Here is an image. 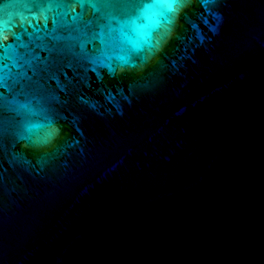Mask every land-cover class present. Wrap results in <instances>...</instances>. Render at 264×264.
<instances>
[{"label": "water", "instance_id": "obj_1", "mask_svg": "<svg viewBox=\"0 0 264 264\" xmlns=\"http://www.w3.org/2000/svg\"><path fill=\"white\" fill-rule=\"evenodd\" d=\"M0 264H264V0H0Z\"/></svg>", "mask_w": 264, "mask_h": 264}]
</instances>
